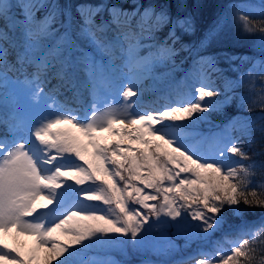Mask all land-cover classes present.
<instances>
[{
    "label": "snow or ice",
    "instance_id": "6c2138e0",
    "mask_svg": "<svg viewBox=\"0 0 264 264\" xmlns=\"http://www.w3.org/2000/svg\"><path fill=\"white\" fill-rule=\"evenodd\" d=\"M188 8V0H0V264H131L133 255L172 256L173 237L212 245L179 264H264V214L245 218L264 213V179L255 180L264 160L253 158L264 151L242 147L256 143L254 133L264 140V19L250 15L264 17V0L229 8L227 20L258 52L223 53L235 78L201 54L225 17L193 52L181 43L194 31ZM184 52L193 63L176 81ZM165 83L164 103L146 105L144 94ZM233 105L261 114L233 116L207 136L194 130L202 114ZM217 232L223 238L212 241Z\"/></svg>",
    "mask_w": 264,
    "mask_h": 264
},
{
    "label": "trees",
    "instance_id": "16d2710c",
    "mask_svg": "<svg viewBox=\"0 0 264 264\" xmlns=\"http://www.w3.org/2000/svg\"><path fill=\"white\" fill-rule=\"evenodd\" d=\"M77 2H82V0H77ZM95 2V0H93ZM252 3V4H259L262 1L259 0H188L189 8L187 9L193 15L194 18V31L191 34H183L181 38V43L184 45L189 46L190 49L195 52L198 48L200 42L205 39L209 30L214 26L215 22L221 18L225 17L224 20V30L221 34L213 38L210 42L208 47L203 50L201 54H210L215 55L217 57V67L223 69V75L225 77L235 78L236 73L229 71V62L225 59L223 53H228L229 55H250V56H257L258 52L252 48L251 39L242 37L236 29L232 26L231 22L227 20V14L229 12V8L234 3ZM253 19L260 20L264 19L259 14L252 13L250 14ZM166 31V30H165ZM181 57L185 58L184 63L180 65V68L174 74L177 78H182L184 73L191 67L193 63L194 56H189L188 53L184 52L181 53ZM179 63V60H178ZM234 63H238L234 62ZM247 67V66H245ZM244 68H241L243 71ZM165 69L160 68L157 70V74L164 72ZM215 81L216 87H221V79L217 77H213ZM262 82L257 79L256 84L259 88ZM238 93L243 92V89H237ZM260 109L258 107L254 108L253 112L249 113L246 110H238L234 105L229 107L226 110V114H218L209 111L208 113H204L202 115L207 117V120L201 121L195 126V131L201 133L202 135H211L220 129L223 128L225 123L232 118L233 116H241V117H249V116H259ZM184 123H189L185 121ZM256 138V143H254L251 147H248L247 141L245 139L242 147L245 148L246 151L249 152V155L253 153L262 152L264 151V140L261 139L259 133L253 134ZM254 159L257 161L264 160V155L262 156H254ZM247 163V161H245ZM264 179V174L258 172L257 176L255 177L256 181H261ZM135 207V205H133ZM262 214V210L260 209H250L246 215V219L248 221H252L258 219ZM228 223L237 225L240 223V220L233 217L231 213H226ZM192 223H198L193 221ZM174 229H171L169 234L174 232ZM173 242L180 247L185 244L183 238H176L173 237ZM108 255L106 253H99V256ZM112 255L116 260H122V257L118 252H113ZM136 257V258H134ZM146 257L156 258V256L148 255ZM131 263L139 260L137 256L129 257Z\"/></svg>",
    "mask_w": 264,
    "mask_h": 264
},
{
    "label": "rangeland",
    "instance_id": "374dc122",
    "mask_svg": "<svg viewBox=\"0 0 264 264\" xmlns=\"http://www.w3.org/2000/svg\"><path fill=\"white\" fill-rule=\"evenodd\" d=\"M259 1H262V0H259ZM56 81L55 80H53L52 82H51V84H49L48 86H49V88L50 87H52L53 85H55L54 83H55ZM151 82V84H148V83H150ZM51 85V86H50ZM142 87H148V88H151L152 87V81H145L144 82V85H142ZM168 85L165 83V84H158L157 85V88L159 89V91L161 92V91H164V93H166L167 92V90H168ZM149 94H150V92H148ZM145 95V94H144ZM144 98V97H143ZM0 135H3V129L2 128H0ZM105 135H107V134H105ZM84 187H87V185H85ZM94 203H96V202H94ZM100 207H103V205H100ZM170 230L171 229H169L168 231L170 232ZM221 232H217L213 237H212V241H217V240H221L223 237H221V234H220ZM201 246H203V247H205V248H210L212 245H211V243H209V244H207V245H202L201 244V242H199V241H195V242H193L192 243V245L190 246V247H188V246H184L183 248H181V249H176V251L172 254V256H170V257H167V258H160V259H168V260H170L171 262H172V264H175V263H177V264H179V262L181 261V260H184V259H186V258H188L189 256H191L192 254H194L196 251H197V249L199 248V247H201ZM134 256H137L139 259H141V258H143V259H145L146 257L145 256H141V255H134ZM134 258H136V257H134ZM151 260H155V259H152V258H150ZM157 260H159V259H157ZM142 261V260H141ZM138 264H140V262L138 263Z\"/></svg>",
    "mask_w": 264,
    "mask_h": 264
},
{
    "label": "bare ground",
    "instance_id": "6f19581e",
    "mask_svg": "<svg viewBox=\"0 0 264 264\" xmlns=\"http://www.w3.org/2000/svg\"><path fill=\"white\" fill-rule=\"evenodd\" d=\"M150 84V83H149Z\"/></svg>",
    "mask_w": 264,
    "mask_h": 264
}]
</instances>
